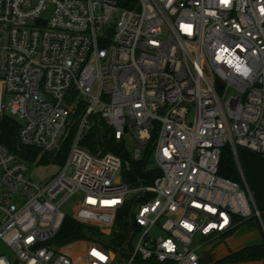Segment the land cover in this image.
Listing matches in <instances>:
<instances>
[{
  "label": "built area",
  "instance_id": "obj_1",
  "mask_svg": "<svg viewBox=\"0 0 264 264\" xmlns=\"http://www.w3.org/2000/svg\"><path fill=\"white\" fill-rule=\"evenodd\" d=\"M81 107L65 166L43 185L0 141V239L15 256L0 264H201L206 243L262 219L242 168L240 182L219 166L226 146L238 160L264 153V0H0V118L49 152ZM101 120L136 138L135 159L157 134L151 184L132 187L119 155L81 144ZM131 193L133 251L57 241L70 197L75 220L110 235Z\"/></svg>",
  "mask_w": 264,
  "mask_h": 264
},
{
  "label": "trees",
  "instance_id": "obj_2",
  "mask_svg": "<svg viewBox=\"0 0 264 264\" xmlns=\"http://www.w3.org/2000/svg\"><path fill=\"white\" fill-rule=\"evenodd\" d=\"M81 109L82 107L78 109V111L74 114V117L78 116V114L81 112ZM19 127L20 124L13 120V118L4 115L0 121V141L3 142L10 151L15 153L19 159L23 161H36L41 148L22 144L18 137ZM76 131L77 125L76 123H73V125H71L69 136L64 141L61 149L58 151L57 156L54 154H52V156L44 154V159L51 160L55 157L54 159H61L64 161L68 152V145L73 141ZM156 138L157 134L154 132L143 156L140 159H135L126 151L124 139L117 140L112 129L101 120L91 127L86 136L81 140V144L93 153L107 151L114 152L122 158L123 164L124 161H128L130 163V167L125 171L123 179L132 187H138L151 184L155 177L159 174V170L157 168H149V161ZM219 174L233 180L240 182L242 181L239 167L230 146L223 148L219 166ZM135 201L136 197L130 198L127 205L118 212L115 226L110 235L102 233L97 226L84 224L75 220L72 216H67L59 231L57 241L59 243H67L77 239H89L98 240L106 247L112 249L123 247L128 239L127 230L132 225L136 227L134 222L131 220V216L127 214L131 204H133ZM228 235L231 234L223 235V237ZM251 260L264 261V242L247 245L238 250L231 251L214 264ZM154 264L159 263L156 262ZM201 264H204L203 260Z\"/></svg>",
  "mask_w": 264,
  "mask_h": 264
},
{
  "label": "rangeland",
  "instance_id": "obj_3",
  "mask_svg": "<svg viewBox=\"0 0 264 264\" xmlns=\"http://www.w3.org/2000/svg\"><path fill=\"white\" fill-rule=\"evenodd\" d=\"M8 99H9V96H8ZM6 115L13 118V120H15L18 124L22 123V120L20 118L12 115L9 111L6 112ZM2 118H0V121ZM76 119L77 117H74V114L70 116L69 124L67 126L66 132L63 135V138L60 140L58 146L53 151L46 152L41 149L36 161H25L28 165L27 177L29 179H31L32 181L38 184L43 185L48 180L58 175L63 170L73 141L69 143L68 145V152H67V155L64 161L61 159H54L55 157L52 158L51 160H45L44 154H48L49 156H52V154H54L55 156H57L58 151L61 149L64 141L69 136L71 125H73ZM189 121H191V117ZM0 135H1V131H0ZM124 143H125L124 145H125L126 151L132 157H134L135 150H136V138L126 137L124 139ZM243 149H246V148H240V154L241 153L243 154ZM234 157H235L238 167L241 169L240 159L238 160L236 156ZM149 164H150V161H149ZM129 167H130V163L128 161H124L123 169L121 172L122 178L124 177L125 171ZM139 196H141L140 193H131L129 198H134V197L138 198ZM80 202H81V196L78 194L74 195L70 197L68 201L62 205V210L65 211L69 216H72V214L77 210V207L79 206ZM137 204H138L137 201L131 204L130 209H128L127 211V214H129V216L131 217L133 216ZM124 218H125V215H124ZM253 229L254 231L258 230V233H259L260 227L257 224L251 227L244 226L242 223V225L239 226L236 229V231L232 233L231 235H228L226 237H220L218 239H215L213 241L206 243L203 247L199 249V254L202 257L204 264H214L218 262L221 258H223L225 255H227L229 252L242 248L241 246H244L245 244H247L246 242L247 240H249L248 231L253 230ZM135 234L136 232H134L131 227L127 230L128 245H129L128 249L130 251L134 250L136 243L138 241L139 235H136L135 238L132 239V236L134 237ZM151 234L154 236L165 235L162 231L157 230V229H154ZM0 253H4L12 260H15L13 251L10 249V247L4 244L1 239H0Z\"/></svg>",
  "mask_w": 264,
  "mask_h": 264
},
{
  "label": "crops",
  "instance_id": "obj_4",
  "mask_svg": "<svg viewBox=\"0 0 264 264\" xmlns=\"http://www.w3.org/2000/svg\"><path fill=\"white\" fill-rule=\"evenodd\" d=\"M239 159L255 205L262 213L261 220L251 218L243 223L244 226L251 227L257 224L260 227L259 233L254 229L248 231L249 240L244 245L247 246L264 242V153L243 149V154L239 151Z\"/></svg>",
  "mask_w": 264,
  "mask_h": 264
},
{
  "label": "water",
  "instance_id": "obj_5",
  "mask_svg": "<svg viewBox=\"0 0 264 264\" xmlns=\"http://www.w3.org/2000/svg\"><path fill=\"white\" fill-rule=\"evenodd\" d=\"M224 264H264V261L263 260H251V261L224 263Z\"/></svg>",
  "mask_w": 264,
  "mask_h": 264
}]
</instances>
